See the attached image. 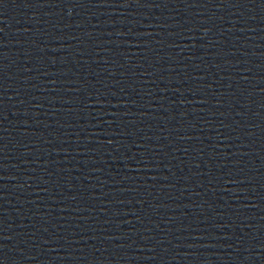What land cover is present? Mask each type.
Wrapping results in <instances>:
<instances>
[{"label": "water", "instance_id": "1", "mask_svg": "<svg viewBox=\"0 0 264 264\" xmlns=\"http://www.w3.org/2000/svg\"><path fill=\"white\" fill-rule=\"evenodd\" d=\"M0 264H264V0H0Z\"/></svg>", "mask_w": 264, "mask_h": 264}]
</instances>
